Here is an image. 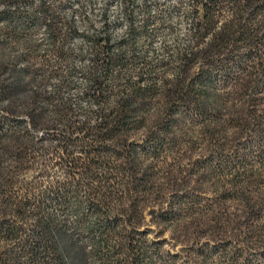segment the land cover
Segmentation results:
<instances>
[{
  "label": "trees",
  "instance_id": "16d2710c",
  "mask_svg": "<svg viewBox=\"0 0 264 264\" xmlns=\"http://www.w3.org/2000/svg\"><path fill=\"white\" fill-rule=\"evenodd\" d=\"M26 2L0 22H43ZM192 26L159 84L132 76L135 37L117 42L95 105L51 109L55 145L0 115V156L17 163L0 168V264H264V0H204ZM16 86L1 81L0 102ZM47 112L30 105L27 122ZM29 167L47 178L15 177Z\"/></svg>",
  "mask_w": 264,
  "mask_h": 264
},
{
  "label": "rangeland",
  "instance_id": "374dc122",
  "mask_svg": "<svg viewBox=\"0 0 264 264\" xmlns=\"http://www.w3.org/2000/svg\"><path fill=\"white\" fill-rule=\"evenodd\" d=\"M10 1L0 0V11L6 10ZM29 2L22 6L27 5V8L43 21V25L23 27L18 22L14 24L0 22V83L5 78L8 83H17L9 99L0 102V115L11 114L12 118L8 125L27 130L33 142L40 140L43 145H55L58 142L57 135L52 130H46L52 125L51 109L64 103L78 106L79 103L85 102L80 98L87 89L84 83V62L74 56L79 47L82 49L85 47L80 45L77 39L65 40L59 36L51 39L49 36L47 19L53 14L59 15L64 0ZM192 25L193 23H183L157 38L154 42L157 51L149 53L147 50L140 54L139 60L132 66V76L139 77L142 72V77H146V69L152 68V75L157 84L163 77H170L175 66L174 56L177 49L192 43ZM166 60H169V64L163 66L162 62ZM13 66L16 69L12 68ZM86 104H90L91 107L95 105L91 99H88ZM30 105L44 106L48 110L39 118V125L35 127L27 122L25 114L26 107ZM18 122L19 125L16 124ZM8 125L5 126L6 129ZM56 128H59V125ZM14 159L8 155L0 156V168L7 165L9 168L16 166ZM14 175L23 181L47 178L46 174H40L35 168L30 167ZM49 176L62 178L64 173L59 167H54Z\"/></svg>",
  "mask_w": 264,
  "mask_h": 264
},
{
  "label": "built area",
  "instance_id": "2783aa9c",
  "mask_svg": "<svg viewBox=\"0 0 264 264\" xmlns=\"http://www.w3.org/2000/svg\"><path fill=\"white\" fill-rule=\"evenodd\" d=\"M203 1L64 0L59 15H51L46 26L48 29L50 19L55 18L57 27L61 29V39H77L85 47H79L74 52V56L84 62V83L87 87L80 97L85 102L79 103L78 107H88L86 101L92 99L89 89L91 76L97 74L102 78L106 58L118 52V47L114 46L117 42L134 36L138 54L147 50L149 53L157 51L155 40L183 23H193L195 11H200ZM41 25L43 22L36 26ZM95 40L98 41L96 44ZM107 44L112 45L110 51H107ZM112 79L110 75L107 81Z\"/></svg>",
  "mask_w": 264,
  "mask_h": 264
}]
</instances>
